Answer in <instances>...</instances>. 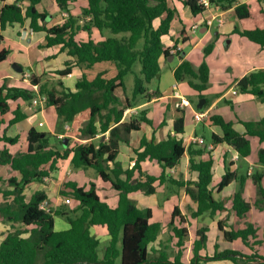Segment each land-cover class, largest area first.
Listing matches in <instances>:
<instances>
[{
    "label": "trees",
    "instance_id": "1",
    "mask_svg": "<svg viewBox=\"0 0 264 264\" xmlns=\"http://www.w3.org/2000/svg\"><path fill=\"white\" fill-rule=\"evenodd\" d=\"M14 0L0 6V28L4 29L8 23L20 22L24 24L31 19L30 26L34 31L46 32V46L62 44L63 49L76 58L78 64L89 67L98 62L111 61L116 65V73L112 77L106 76V71L98 73L90 79L86 74L76 83V89L49 87L41 83L40 77L31 74V82L39 86L34 87L10 86L7 82L0 84V130L7 129L5 124H13L27 117L20 108L12 110L10 100L23 99L32 102L39 96H46V105L54 106L59 118L65 122H72L75 116L83 110L90 109V118L80 128L81 138H88L87 142L77 143L76 146L60 149L51 142V134L32 127L28 133V148L26 151L13 154L7 144H14L19 137H10L6 132L0 134V142L5 147L0 150V164L9 165L13 170L21 173V178L5 179L0 175V182H7L12 188L0 189L3 200L0 201V218L10 223L11 229L0 243V264H187L182 260L185 240L189 235L188 228L174 225L175 216L180 215L178 206L172 212L169 225L178 238L179 253L173 259L166 249L153 250L150 244L157 240L163 225L152 221L153 210L140 208L137 200L131 196L135 192L147 195L157 192V182H165L178 186H185L187 194L197 203V209L192 212L193 217L209 213L214 217L227 207L225 201L217 197L223 188L234 180L240 183V188L233 196L232 210L237 217H244L251 210L252 204L243 196V187L248 174L233 169L234 162H225L226 172L217 184L215 191L211 187L213 181L214 157L211 150L203 143H191L186 146L178 134L185 131L184 112L179 115L173 125L175 134H168L162 140L144 135L134 151L137 154L135 163L124 168L118 160L121 142H129L133 130H139L143 124L151 125L154 130L167 124L166 117L156 125L155 120L148 116V109H141L132 115L129 121H123L125 110L137 106V99L143 96L148 100L161 95L159 88L149 91L145 83H151L161 73V56L169 55V49L164 47L162 37L172 31V21L176 10L169 5L170 0H87V6L82 8L80 15L70 14L62 23L47 27L46 11H40L37 5L41 0ZM78 0H55L60 9L71 12L70 5ZM211 6H219L222 10L235 7L239 19L252 16L251 3L242 0H209ZM194 15L208 9L201 0H183ZM264 13V11H263ZM157 19H161L158 25ZM84 20V21H83ZM98 29H110L113 33L100 41L91 36L87 40L77 39L81 30L91 32ZM236 33L257 42L264 47V27L242 29L238 25ZM3 35L0 33V43ZM213 48L212 43L206 45V52ZM10 49L0 50V63L5 61ZM181 55V54H180ZM182 57V56H181ZM140 62L141 69L135 74V84L132 96H127L122 102L116 93L118 88L125 90L126 76L133 72V66ZM73 62L68 60L63 69L56 71L63 76L72 72ZM175 80L187 81L191 87L199 92L209 85L210 68L206 60L199 67L194 66L189 59H183L174 70ZM237 89L241 93H249L264 102V68L256 69L238 79ZM204 97V95H200ZM207 107V104L201 109ZM12 110L14 116L6 120V114ZM213 124L222 128L223 135L213 133L211 139L214 144L227 143L245 158L252 153L251 137H256L262 144L259 150V162L264 164V117L259 120H241L246 131L240 132L235 128V122L227 120L223 115L215 113L210 116ZM109 132L108 138L97 141L94 138L99 133ZM64 143V139H60ZM188 152L190 169L198 172L195 181L178 180L169 176L167 170L175 167L182 156ZM72 154V155H71ZM71 158L75 169H89L96 171L98 176L110 182L118 191V204L111 206L102 200L95 183L90 188L79 185L77 181H68L61 193L72 195L78 204L67 211L63 208L50 207L49 196L43 190L35 191L30 198L25 189L33 182H43L52 170L56 169L59 160ZM155 160L161 166L159 175L143 170L142 163ZM264 173L255 171L252 178L258 187L259 197L256 205L264 207ZM69 198V197H67ZM71 199V198H70ZM64 216L70 227L64 230L55 229V217ZM224 221L219 220L218 227L223 231L225 239L234 241L241 239L253 248L251 254L237 249H225L211 254H201L207 248L209 225H203L196 231L193 241V256L189 264H201L203 261L232 260L235 264H264V256L255 248L259 240L257 227L249 223L244 228L225 229ZM104 226L108 229L109 240L104 246V252L99 254L100 239L95 236L91 227ZM27 235H24L26 234ZM153 251V253H152Z\"/></svg>",
    "mask_w": 264,
    "mask_h": 264
},
{
    "label": "crops",
    "instance_id": "2",
    "mask_svg": "<svg viewBox=\"0 0 264 264\" xmlns=\"http://www.w3.org/2000/svg\"><path fill=\"white\" fill-rule=\"evenodd\" d=\"M14 0H0V6L4 5L7 2H13ZM243 2H249L252 6V16L247 19H239L235 12V7L230 8L228 10H222L219 6L212 5L203 13L198 15H194L191 9L183 3V0H170L169 5L172 9L176 10V15L172 21V31L170 34H165L162 37V41L164 47L169 49L168 56H161L160 64H161V72L164 70L166 66H168L174 75L175 68L182 62L183 59H189L193 62L194 66L199 67L203 58V53L200 52L203 50V47L209 44L210 37V27L216 22V32L215 34L220 35L222 38H230L229 42L234 43L236 41L239 43L241 47L244 48V53L238 55L237 58H232L229 60L230 64L236 65L240 67V70L236 73L237 76L233 82V84L227 89L220 91L217 99L212 101L207 93L209 91V86L199 92L198 90H194L197 92L198 96L204 95V97H200L204 99V104H207V107L204 109H194L193 103L190 98L183 95L179 91L178 84L172 85V92L168 94V96L164 95L161 91V95L158 97H153L151 100L147 101H138L137 106L132 108H127L125 110V114L123 117V121H129L132 115L138 113L141 109H148V116L155 120L156 125L160 123L163 117H166L167 124L163 127H159L156 130L149 125L143 124L142 128L139 130H133L130 134L129 142H121L120 144V152L118 155V160L121 161L124 168H129L134 165L135 158L137 154L134 151V147L139 145L140 139L146 135L151 138L153 135L156 136V139L162 140L168 136V134H175L173 129L175 119L184 112L185 118V131L183 133L178 134V137H181L184 140L186 146H189L191 143H199L196 139H203V146H207L208 150H211V153L214 157L213 164V181L211 187L214 190H217V184L223 177L226 172L225 162H234L232 168L238 169L240 173L239 163L242 160L248 161V166L246 168L245 174H248L246 182L243 187V196L247 201L252 204L251 210L244 217H237L234 211L232 210V198L237 190L240 188V183L237 180H234L229 185L225 186L221 192V194H217V197L222 198L225 201L226 209L222 212H218L214 217H211V222H202L194 224L193 220L198 219L202 215L198 217H193L192 212L197 209V203L191 199V197L187 194L185 186L174 185L169 182H165L163 184L157 182V192L155 194L147 195L144 192H135L132 193L131 196L137 200V205L140 208H151L160 209L162 206V201L159 199V195H169L167 200L172 204V212L175 206H178L180 213L184 216L185 222L182 221L181 216H175L174 225L178 227L185 226L188 228L189 235L185 240L184 253L182 256V260L189 264L191 258L193 256L192 246L193 241L196 237V231L203 227V225H209V230L207 232L208 235V243L207 248L201 251V254H213L215 252V246H218V251H222L225 249H232L229 245L235 244L234 242H242L243 245H239L237 250H240L244 253L251 254L253 252V248L246 243H244L241 239L229 241L225 239L223 231L219 229L218 222L219 220L224 221L225 229L230 230L232 227L234 228H244L249 223L248 216L251 213L256 214L258 217L264 216V207L259 208L256 205V201L259 197L258 187L255 184L252 174L255 171H260L264 173V164L259 162V150L262 144L259 142V139L256 137H251L252 141V153L245 157L240 158L239 153L236 149L231 147L227 143L214 144L211 136L213 133H216L220 136L223 135L222 128L219 125H215L211 122L210 116L212 114L219 113L216 111L218 105L225 101L226 103H230L234 105L235 103H239L241 100H251L256 97L249 93H241L237 87L238 79L242 78L247 73L254 71L256 69L264 68V47L250 40L249 38L242 36L236 33L235 27L238 25L240 28H254L255 26H263L264 27V0H242ZM46 3V6L44 4ZM29 2L27 0L22 2V5L26 7ZM87 6V0H78L75 3L70 5L71 12L64 11L60 9L55 0H41V2L37 5L40 11H46L48 13L47 20L45 22L47 27H52L55 24L62 23L70 14L72 15H80L82 13V8ZM251 19L253 20L251 22ZM161 19H157L155 24L158 25ZM84 21V20H83ZM250 21V22H249ZM31 19L27 18L24 24L20 22H11L8 23L4 29L0 28V33L3 35V40L0 43V50L3 48L10 49V53L8 58L0 63V84L3 82H7L10 86H25V87H34L36 90L39 89V86L34 85L31 81V74L33 73L36 77H40L41 83L48 84L49 87H57L61 89L62 87L58 84L59 81L63 83V88L65 89H76V83L79 79L83 77L84 74L88 76V78H94L98 73L102 71H106L107 77H112L116 73V65L111 61H103L94 64L89 67L85 64H78L76 62V58L74 56L69 55L68 49H63L62 44L54 45V46H46V32L45 31H34L30 26ZM198 25V28L195 29L194 26ZM201 34H198V32ZM91 36L94 40L100 41L107 37L103 33H101L98 29L94 28L91 32L86 30H81L77 34V39L87 40ZM199 52V54H197ZM201 53V62L199 61V55ZM181 54V55H180ZM182 56V57H181ZM206 61L209 64V56H207ZM178 58V62L175 66H171L170 62L174 61V59ZM71 60L73 62L72 72L68 75H59L56 73L57 70L63 69L66 66V62ZM17 63L23 66L22 71H18L13 65ZM161 74V73H160ZM161 77V75H160ZM159 77V78H160ZM175 78V77H174ZM211 81V69H210V80ZM178 82V81H177ZM184 82V81H183ZM181 83V82H180ZM176 85L177 91L180 93L182 97L188 99L191 103L190 109V117H187L186 112L184 110L185 107H178L177 103L180 102L179 98L173 96L174 86ZM152 91V90H151ZM176 91V90H175ZM118 94V89L116 90ZM239 93L243 95L244 99L235 100L232 97H236ZM120 96V94H118ZM230 96V97H229ZM40 97V96H39ZM121 98V97H120ZM166 98H171L173 104L166 102ZM122 99V98H121ZM257 99V98H256ZM126 100V98H125ZM138 100V99H137ZM261 102V108L264 109V102ZM10 105L12 110L20 107L27 115V117L23 120L15 122L13 124H5L7 127L5 131L0 130V134L6 132L7 136L10 137H19V141L14 144H7L11 153L16 154L18 152L26 151L28 148V133L32 127H35L39 131L48 132L57 137L58 143L57 146L60 148L63 146L65 149L67 148V144L69 143V148L76 146L77 143L87 142L88 138H81L79 128L88 121L90 118V109L83 110L78 113L74 120L69 123L63 122L62 127L59 129V121H58V113L54 106L46 105V102L39 103L38 105H34L32 102L25 101L23 99L10 100ZM12 110L6 114L7 123L13 118L14 114ZM201 110L206 113V116L201 121H196L194 118L195 111ZM223 115V114H221ZM49 116L52 117V122H49ZM224 116V115H223ZM225 117V116H224ZM264 117V116H263ZM261 117V118H263ZM57 118V119H56ZM226 118V117H225ZM260 118V119H261ZM227 119V118H226ZM227 120H232L235 122V128L240 132H245V126L240 122L241 120H252V119H243V118H228ZM259 120V118L255 119ZM202 125L203 132L198 128V124ZM209 128L211 133L206 134L205 129ZM109 132L99 133L94 140L97 141L100 138L102 140H106L108 138ZM26 137V142L24 143V139ZM60 139H64V143H60ZM5 147L4 142H0V150ZM255 150L256 156L252 157V154ZM72 155V154H71ZM189 154L186 152L180 162L170 170H167V174L172 176L178 180H192L195 181L198 179V172L190 169L189 163ZM5 169H1L2 167ZM71 158L59 160L58 166L56 169L52 170L48 179L43 182H33L25 189V193L28 198L38 190L45 191L49 196L50 207L53 209H58V205L63 207L64 204L61 203V190L65 187V183L72 180L77 181L79 185L85 186L88 188V178L82 179V174L86 177V174H89L88 171H92L94 169H78L76 172L72 168ZM143 170L153 173L155 175H159L162 172L161 166L155 160L147 159L142 163ZM245 170V169H244ZM95 171V170H94ZM93 178L97 180H102L98 174L94 173ZM80 173L81 176L70 178L71 175ZM92 174V172H91ZM0 175L5 179L10 177H18L21 178V173L18 170H13L9 165L0 164ZM103 181V180H102ZM105 183H110L103 181ZM5 183L4 185H2ZM264 186V176L262 180ZM7 182H0V189L12 188ZM112 185V184H111ZM173 185V186H172ZM113 187V186H112ZM114 188V187H113ZM115 189V188H114ZM116 193L113 196V201L111 202V197L107 196L108 203L112 206H116L118 204V191L115 189ZM60 193V195L58 194ZM51 196H55V206L51 204ZM65 196V195H63ZM66 196V197H70ZM3 195L0 193V201H2ZM76 204V203H75ZM78 204V203H77ZM76 204V205H77ZM75 205V206H76ZM73 206L72 208H74ZM169 208V207H167ZM205 215V214H203ZM152 221L161 222L163 228L157 238L156 241L150 244V248L153 250L166 249L169 253L170 257L173 259L179 253L178 247V238L174 236V231L172 227L169 225L172 220V213L169 223H165L160 220H153V216L151 218ZM0 227H3L5 233L2 237H0V243L5 238V235L11 229V225L8 222H5L0 218ZM70 227V223L64 216H56L55 217V229L56 230H64ZM217 227L219 229L218 233L215 235L213 229ZM260 227H257V238H251L250 241L259 240L260 243L255 246V248L259 251V247L263 243V239L261 236L264 234V229H262V234H260ZM1 230V233L3 232ZM92 233L97 236L101 243L106 244L109 240V232L108 229L104 226L94 225L91 227ZM212 232V234H211ZM24 235H27L24 234ZM215 235V236H214ZM250 252H246L249 251ZM153 253V251H152ZM154 254V253H153ZM264 256L263 254H260ZM201 264H235L232 260H213V261H203Z\"/></svg>",
    "mask_w": 264,
    "mask_h": 264
},
{
    "label": "rangeland",
    "instance_id": "3",
    "mask_svg": "<svg viewBox=\"0 0 264 264\" xmlns=\"http://www.w3.org/2000/svg\"><path fill=\"white\" fill-rule=\"evenodd\" d=\"M47 1V0H46ZM45 6L46 3L44 2ZM253 20L251 19V22ZM250 22V21H249ZM216 22H214L211 27H210V37H209V43H212L213 48L210 52H206L205 48L206 46L203 47V50H201L200 52L203 53V58H205L204 60H206V58H208L207 56H209V64L211 66V81H209V91L207 93V96L214 101L215 99H217L218 94L220 91L223 90H227L234 82L236 76H237V72L238 70H240V67L236 66V65H232L230 64L229 60L230 59H234L237 58L238 55H241V53H244V48L241 47L240 45H238L239 43H237L236 41H234V43L229 42V40H231L230 38H222L218 37V35L215 34L216 32ZM104 34L106 36H111L113 35L112 31L110 29H104ZM198 34H201V32L199 31ZM197 54H199V52H197ZM199 57V61L201 62L202 58ZM232 57V58H231ZM203 60V61H204ZM202 61V62H203ZM178 62V58L174 59V61H171L170 64L173 68V66H175ZM141 69V64L140 62H137L134 66H133V72H130L127 76H126V88L125 90H123L122 88H118V94H120V97L122 98V102H125V98L127 96H132L133 94V88H134V84H135V74L139 73ZM161 77L158 78L156 77L151 83H145L146 86L149 88V91L154 90L156 88H160L162 90V92L164 93V95L168 96V94H170L172 92V85L174 84H178L179 87V91L187 96L188 98H190L192 100L193 103V108L194 109H199L198 108V103L200 102L201 98L198 96L197 92L193 89V87H191L189 85V83L187 81L184 82H177L174 78V75L172 73V70L166 66L164 68V70L161 72ZM171 95V94H170ZM230 97V96H229ZM244 97L243 95H241V93H239L236 97H232L235 100L240 99H244L242 98ZM148 99L143 97V96H139L138 100H137V104L140 103L138 101H147ZM166 102H169L171 104H173V101L171 98H166L165 99ZM261 102L259 99H249V100H241L239 101V103H235L234 105L230 104V103H226L225 101L221 102L216 111H219V113L223 114L227 119L228 118H243V119H252L255 120L257 118H261L264 116V109L261 108ZM190 106H187L184 108L187 117H190ZM57 119V118H56ZM58 121H59V125L58 128L60 129L62 127L63 122L60 120L59 116H58ZM49 122H52V117L49 116ZM198 128L200 129V131L203 132L202 129V125L199 123L198 124ZM206 134H210L211 131L209 128L205 129ZM24 139V143L26 142V137L22 138V140ZM51 142L52 144H56L58 143V139L56 136L51 134ZM60 148H63V146H61ZM257 154L255 153V150L252 154V157L256 156ZM240 166V170L241 172L246 171V168L248 166V161L247 160H242L239 163ZM2 170L5 169V167L1 166ZM75 172L78 169H75L74 167H72ZM245 169V170H244ZM93 171H88L89 174H86L87 176L85 177L84 172H80L82 174V179H87L88 178V188L91 187L92 183H95L97 191L99 193V195L101 196L102 200L107 201V196L111 197V202L114 200L113 196L115 195L116 191L115 189L112 187L111 183H105L102 180H97L95 179V177L93 178ZM92 172V174H91ZM79 172H77L74 175H71L70 178L73 179V177L77 176H81ZM95 173V171H94ZM96 175V173H95ZM5 183H3L2 185H4ZM8 185V184H6ZM173 186V185H172ZM60 195V193H58ZM61 196V203L64 204L63 207H60V204L58 205V208H63L64 210H71L73 206H75L78 202L72 197L70 202H67L66 196L60 195ZM167 198H169V195H164L161 194L159 195V199L162 201V206L160 209H154V215H153V220H160L163 221L165 223H169L170 218H171V213H172V204L169 203V201L167 200ZM55 196H51V204L53 206H55ZM76 203V204H75ZM110 204V203H109ZM113 206V205H112ZM169 207V208H167ZM57 209V208H56ZM248 222L254 223L256 227H260V234H262V229H264V216L263 217H258L256 214L251 213L248 216ZM211 222V217L209 216V213H205V215H202L201 217H199L198 219L193 220L194 224L198 223H202V222ZM1 230H3V227H0V237L3 236V234L5 233V230H3V232L1 233ZM213 231L215 232V235L218 233L219 229L217 227H215L213 229ZM212 234V232H211ZM214 235V236H215ZM261 238L263 239V243L261 244V246L259 247L260 249V254L264 255V234L263 236H261ZM235 244L233 245H229L230 248L232 249H236L239 247V245H243L242 242H234ZM104 243L100 244L99 247V254L102 256L103 252H104ZM246 252H250L246 251Z\"/></svg>",
    "mask_w": 264,
    "mask_h": 264
},
{
    "label": "built area",
    "instance_id": "4",
    "mask_svg": "<svg viewBox=\"0 0 264 264\" xmlns=\"http://www.w3.org/2000/svg\"><path fill=\"white\" fill-rule=\"evenodd\" d=\"M201 2L203 3L204 6H206L208 8L211 6L209 0H201ZM194 28L197 29L198 25H195ZM173 96L180 99V102L177 103L178 107L191 106L190 101L188 99H185L184 97H182L180 95V93L177 91L176 85L174 86ZM46 100H47L46 96H40V97L33 99L32 103L36 106L39 103L46 102ZM205 116H206V113L201 111V110L195 111V113H194V118L196 121H201L202 119H204ZM196 140L200 143L203 142L202 138H197ZM45 179H48V177H46ZM70 200H71L70 198L66 199L67 202H70Z\"/></svg>",
    "mask_w": 264,
    "mask_h": 264
},
{
    "label": "water",
    "instance_id": "5",
    "mask_svg": "<svg viewBox=\"0 0 264 264\" xmlns=\"http://www.w3.org/2000/svg\"><path fill=\"white\" fill-rule=\"evenodd\" d=\"M18 71H22L23 70V66L15 63L13 65ZM157 77H160V74L157 75ZM204 106V99H201L200 102L198 103V108H202Z\"/></svg>",
    "mask_w": 264,
    "mask_h": 264
}]
</instances>
